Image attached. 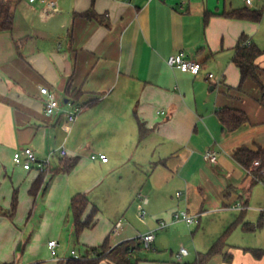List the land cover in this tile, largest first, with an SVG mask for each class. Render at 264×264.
Returning <instances> with one entry per match:
<instances>
[{"label":"crops","instance_id":"1","mask_svg":"<svg viewBox=\"0 0 264 264\" xmlns=\"http://www.w3.org/2000/svg\"><path fill=\"white\" fill-rule=\"evenodd\" d=\"M8 1L14 25L0 32V206L10 209L16 191L18 207L13 217L0 215V264H39L43 252L49 257L42 264H58L107 238L116 246L156 236L176 223L171 219L180 210L200 220L221 215L227 230L233 226L213 242L223 237L219 264H264V186L233 156L241 147H264L262 91L252 80L237 90L241 73L233 61L240 38L248 36L263 51L257 65L264 83L261 1L251 7L245 0ZM50 1L58 5L51 15ZM92 7L102 21L77 16ZM236 9L260 10L262 20L226 16ZM179 53L201 62L202 70L171 67L169 57ZM43 86L84 106L74 123L45 115ZM224 107L245 112L249 122L225 131L217 115ZM140 122L148 130L143 140ZM26 147L40 160L52 154L51 167L64 158L78 162L70 173L50 175L34 198L29 191L40 173L13 163ZM210 149L218 153L216 164L203 158ZM99 154L108 161L91 159ZM76 194L90 201L86 217L98 211L95 224L78 237L71 211ZM145 208L149 223L141 232L134 214L143 210L146 218ZM260 219V229L243 228ZM161 220L170 224L159 229ZM118 222L123 229L112 234ZM62 238L70 247L65 254ZM52 240L59 243L56 257ZM135 256L136 264H178L176 256ZM186 257L183 263L190 262Z\"/></svg>","mask_w":264,"mask_h":264},{"label":"trees","instance_id":"2","mask_svg":"<svg viewBox=\"0 0 264 264\" xmlns=\"http://www.w3.org/2000/svg\"><path fill=\"white\" fill-rule=\"evenodd\" d=\"M77 16L84 18H93L98 21H102V16L96 13L93 7L82 14ZM230 18L249 20L253 22H260L263 17V12L260 10L251 9H236L226 14ZM14 25V6L8 0H0V32L11 31ZM249 38L243 35L237 46L235 56L233 58L234 63L240 69L241 81L237 90L242 91L247 80H252L261 89L263 97L262 104H264V83L261 79V69L257 65V59L263 54V51L256 45H248ZM69 90V88H68ZM217 115L225 131L232 133L239 129L242 125L249 122L248 115L240 110L224 107L217 110ZM148 135V130L144 123H139V138L143 140ZM234 159L246 169H250L251 165L256 160H261L262 167H264V147L257 146V149H251L248 147L238 148L234 152ZM78 162V158H64L60 161L57 167H47L43 172L39 174L30 188V195L37 198L40 192L47 189V178L50 175H56L61 173H70ZM258 171H254L255 175ZM47 186V187H46ZM90 205L88 197L84 194H76L71 200V211L74 218L75 237H78L84 230L91 228L95 224V218L98 213L97 209L85 216L86 211ZM18 207V194L15 191L12 199L11 208L6 210L0 206V215H6L13 217ZM262 219L257 224L245 223L243 228L246 231H255L262 227ZM233 226L227 231L230 232ZM224 242L223 237L216 241L212 247L206 253H199L195 262H186L178 264H205L212 257L221 254L223 250ZM143 247L142 241L139 238L128 240L119 243L116 246H112L109 238L98 247L86 248L79 252L81 259H75L73 257L60 261L58 264H100L104 260H109L116 264H136L133 261V254L139 251ZM253 252L257 256H261L263 251L260 249H254Z\"/></svg>","mask_w":264,"mask_h":264},{"label":"built area","instance_id":"3","mask_svg":"<svg viewBox=\"0 0 264 264\" xmlns=\"http://www.w3.org/2000/svg\"><path fill=\"white\" fill-rule=\"evenodd\" d=\"M31 2H36L38 0H30ZM255 0H245V3L248 7H251L254 5ZM57 3L55 1H50L48 3V14H54L58 8ZM248 45H250V42L248 41ZM168 64L171 67H177L183 72H188L192 74L199 73L203 65L201 62L196 61L194 59H191L187 57L184 53H179L176 55H172L168 59ZM209 78H213V74L208 75ZM40 94L44 98V113L47 117H53L55 115H65L67 120L70 123H74L76 119L79 117V115L84 111V106L82 104H76L71 103V101H68L65 103V101H62L58 98L57 93L55 90L50 89L49 87L43 86L40 88ZM67 106V107H66ZM60 155L65 156L66 150L62 148L60 150ZM203 158L206 162H210L213 164H216L218 162V153L210 149L206 151L203 155ZM51 159L52 154L44 160H40L35 151L31 147H26L20 151H16L13 155V163L16 166H21L26 171H31L33 169L37 170L39 173L43 172L47 167L51 165ZM93 161L100 160L102 162H107L108 158L103 155H93L91 157ZM254 171H258L255 175ZM248 174L257 182L262 184L264 186V167H262L261 160H256L252 163L251 168L247 169ZM237 208L242 209V205H238ZM244 209V208H243ZM141 216H145V212H142ZM171 221L173 222H186L188 226H197L200 223V216H194L188 213L187 211H176L173 213ZM170 223L166 220H161L159 222V229H163L167 227ZM123 229V223L118 222L114 225L112 229V234L118 235ZM155 233L150 232L148 234L142 235L139 237V239L142 241L143 248L148 250L150 249L152 243L155 241ZM59 246V243L55 240H52L48 243V247L50 249L52 257H56L57 255V248ZM189 255V252L186 248H181L180 252L176 255V259L178 263H183V260L186 256ZM71 257L75 259H81V256L76 251L72 252ZM56 261L57 258H56Z\"/></svg>","mask_w":264,"mask_h":264},{"label":"rangeland","instance_id":"4","mask_svg":"<svg viewBox=\"0 0 264 264\" xmlns=\"http://www.w3.org/2000/svg\"><path fill=\"white\" fill-rule=\"evenodd\" d=\"M260 1L262 3L261 10L264 12V0ZM100 207H103L102 201H100ZM103 209H109L108 204L104 205ZM141 212H143V210H141ZM220 216L221 215H211L208 217L203 215L200 220L201 224L198 227L188 226L187 223L183 221L173 223L167 230L157 232V240L152 244L151 251H147L142 247L139 251H136L135 257L144 258L145 255L149 258H172L180 252L181 248L184 247L190 253L186 259L190 262H195L198 252H207L212 247L213 242L227 230V223L225 220H222L224 218ZM134 217L137 220L136 223L133 224L141 232H144L146 228H148L147 223H149L148 210L146 218H141L143 216H140L138 211L134 214ZM60 242L62 244V251H64L65 254L70 247L68 246L65 238H62ZM41 255L44 257H42V259L39 261V264H42L43 261L49 257V254L47 255L45 252H43ZM220 260V256H214L205 264H219Z\"/></svg>","mask_w":264,"mask_h":264},{"label":"water","instance_id":"5","mask_svg":"<svg viewBox=\"0 0 264 264\" xmlns=\"http://www.w3.org/2000/svg\"><path fill=\"white\" fill-rule=\"evenodd\" d=\"M212 90V89H211ZM68 102V100H65V103H67ZM20 247H21V244H20V246L18 247V249H20Z\"/></svg>","mask_w":264,"mask_h":264}]
</instances>
